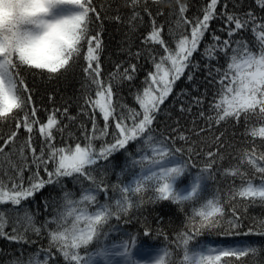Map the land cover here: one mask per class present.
I'll list each match as a JSON object with an SVG mask.
<instances>
[{
    "label": "snow or ice",
    "instance_id": "obj_1",
    "mask_svg": "<svg viewBox=\"0 0 264 264\" xmlns=\"http://www.w3.org/2000/svg\"><path fill=\"white\" fill-rule=\"evenodd\" d=\"M256 3L264 10V0ZM189 7L188 0H0V129H9L0 131V205L13 206L10 210L0 209V237L31 244L28 233L38 237L46 233L49 241L46 247L27 257L22 254L12 264H60V257L64 264H248L249 259L260 264L264 247L255 246L257 242L250 239L236 238L264 237V220L245 227L236 208L232 207L229 219L226 202L215 196L205 199L184 230L177 233L176 249L172 251L139 248L136 235L121 233L110 224L113 218L120 221L130 209L139 207L146 191L152 193L150 202L170 201L184 207L201 200L206 182L223 159L220 149L225 147L224 133L214 135V147L205 153L206 163L201 168L193 160V155L201 154L193 137L243 119L246 133L258 137L260 146H264V17L252 11L243 15L229 11L227 0H208L195 18L186 15ZM165 8L169 10L168 17H175V27L168 28V38L165 26L156 20L165 15ZM145 15L151 20V29L143 43L149 46L147 55L155 71L145 78L143 94L135 96L140 110L125 109L113 100L117 79L120 83L132 81L137 65H118L117 71L105 80L101 29L106 20H112L126 23L129 32H134ZM217 19L224 20L225 28L221 30L226 32L225 38L210 33L211 23ZM244 31L252 33L251 41L243 37ZM209 34L211 40L203 49L207 69L204 92L188 98L179 109L192 113L195 105L199 121L193 119L189 131L175 127L158 131L156 125L163 111L160 106L172 94L177 81L184 77L191 82L193 70H201L194 54L201 50ZM141 55L139 51L134 53L137 59ZM221 56L223 64L219 63ZM77 68L86 81L82 86L85 91L81 113L89 114L91 134L85 129L83 142L77 139L73 144L57 146V134H63L68 127L64 119L76 117L65 107L56 108L41 120L28 78L59 81ZM97 110L103 120L100 128L96 124ZM253 118L259 127L247 126ZM22 133L25 135L21 143ZM34 135L42 138L39 151ZM108 136L111 140L97 148L95 141ZM130 144L137 145L136 155L128 152L129 160L119 173L121 179L111 186L117 195L109 197V185L94 175L96 166L117 152H127ZM257 147L253 141L250 149L243 150L240 164L261 174V184L248 180L230 189L229 201L240 197L264 204V152H257ZM41 169L46 178L41 176ZM192 169L197 171L191 187L184 190L180 181ZM26 172L31 173L27 178ZM225 174L245 176L239 167ZM125 175L132 177L127 183ZM65 178L80 186L79 197L66 189ZM85 181L89 186L85 187ZM48 185H57L62 191L52 217L38 225L29 211L24 210L20 216L22 202L34 198ZM100 193L106 196L103 203ZM8 211L18 213L16 219L23 230L14 225V234L5 232L10 222ZM206 232L222 239L197 244V238ZM143 235L147 237L149 232Z\"/></svg>",
    "mask_w": 264,
    "mask_h": 264
},
{
    "label": "trees",
    "instance_id": "obj_2",
    "mask_svg": "<svg viewBox=\"0 0 264 264\" xmlns=\"http://www.w3.org/2000/svg\"><path fill=\"white\" fill-rule=\"evenodd\" d=\"M207 2L208 0H188L190 7L186 15L190 18H195L202 13V9ZM227 3L229 11H235L240 15L252 11L257 17H264V10L259 8L256 0H227ZM155 8L156 6H153L154 11ZM220 10L218 6V11ZM168 11L169 10L165 8V15L156 17L157 23L165 26V38H168V28L170 26L175 27L173 23L175 17H168ZM224 28L225 23L223 19L213 20L210 33H215L225 38L226 32L221 30ZM150 29L151 20L147 15L144 16L143 21L134 32H129L126 23H117L112 20H106L104 27L101 29L103 33V52L101 55L103 78L107 80L109 74L117 71L118 65L121 66V68L127 67L130 63H135L137 65V72L132 81H123L120 83L117 79L115 87L116 95L113 100L116 104L124 105L125 109L131 107L140 110L135 96L143 94L145 78L148 76L149 72L155 71L154 65L147 55L149 46L143 43ZM242 35L249 41L253 39L252 33L249 31H244ZM210 40L211 35H206L204 43L200 46L201 50L194 54V60L199 63L201 70H193V81L190 82L182 77L176 82L172 94L169 95L164 104L160 106L163 111L158 117L159 122L156 125L158 131H170L172 127L177 128L178 131H189L192 127L193 119L199 121V117L196 116L198 109L195 105H193L192 113H182L179 109L181 103H187L188 98L201 95L204 92L207 69L204 68L205 58L203 56V49ZM152 47L156 48L158 51H162L158 45H152ZM137 51L142 53L139 59L134 56V53ZM219 63H224L223 56L219 59ZM213 66H215V62ZM187 74L186 72L185 75ZM28 79L34 87L35 103L40 109L39 118L41 120H45L47 115L56 108L63 109L65 107L69 109L70 115L76 117L75 120L64 119L63 122L68 127L63 134H57L54 143L60 146L65 143L73 144L77 139L83 142L85 129L88 130L89 135L91 134V121L89 119V114L81 113V107L83 105L82 93L85 91L82 86L86 81L80 68H77L74 73L67 75L59 81H41L39 77H29ZM182 92L186 93V96L181 95ZM92 95L94 97V92ZM49 96L52 97L51 100ZM117 111H119V109H117ZM95 118L97 127H102L103 120L98 110ZM253 125L257 127L260 126L255 118H253L247 126L251 128ZM0 131L7 132L9 129H0ZM220 132L224 133L222 139L225 147L220 149L223 159L218 161L212 178L206 182L199 202L195 204L188 202L184 207L170 201L150 202L152 193L146 191L143 193L144 202L140 204L139 207L130 209L128 216L122 217L120 221H116L115 218H113L110 224L118 228L121 233L126 232L136 235L138 237L139 248L160 251L167 248L169 251H172L176 249L177 233L184 230L189 218L202 206L205 199H211L214 196L223 199L226 202L225 206L229 219L231 218V209L234 206L245 227H254L257 221L264 220V204L260 202L251 203L240 197H237L234 201H229L230 189L238 188L242 184H246L248 180H251L252 183L257 186L262 182L261 174L254 173V170L246 164H240L242 151L250 149L253 146V141L255 145L258 146L257 152H264V146H260V139L258 137L253 138L246 133V125L243 119L239 123L229 122L226 125L220 126L218 130L202 135L201 137H193L196 147L201 150L200 156L197 157L193 155V160L198 168L204 166L206 163L205 153L214 147L212 143L214 135H219ZM24 135L23 133L21 134L19 142H23ZM111 138V136H108L97 139L95 141L96 147L99 148L105 141L111 140ZM33 139L39 151L42 138L38 135H34ZM178 144L182 145L183 142L178 141ZM136 147V144H130L127 152H117L110 157L109 161L101 162L96 166L98 170L94 175L103 178L105 184L109 185V197L117 195V193L112 192L111 186L121 179L119 173L129 160L128 152L136 155ZM237 167H239L241 172L245 173L243 178L239 175L233 177L225 174L226 170L236 169ZM196 171L197 169H192L191 174L186 175L180 181V187L182 189H190L192 178ZM30 174L31 173L26 172L25 177L27 178ZM40 174L46 178V173H44L43 169H41ZM131 179L132 177L129 175L123 177L126 183ZM64 184L67 190L75 193L76 197L80 196V186L76 184L74 180L65 178ZM87 186H89L88 182L85 181V187ZM61 196L62 191L59 186L48 185L43 190L37 192L34 198L22 202L19 215L22 216L23 211L27 210L34 215L38 225L43 224L46 219H50L54 214L56 202L60 200ZM135 198L138 199V195ZM99 200L102 203L106 200L104 193H100ZM45 202L48 203L47 208H45ZM12 208L13 206L11 204L0 205V209L10 210ZM7 215L10 218V222L6 226L5 232L14 234L12 233V227L14 225L23 230L22 224L17 222V212L8 211ZM144 231H148L149 236L145 237L143 235ZM28 236L33 243H17L5 237H0V264H12L13 260L21 257L22 254L24 257H27L29 254L36 252L37 249L46 247L49 243L46 233L39 237L32 233H28ZM220 239L222 238L215 233L209 235L206 232L204 235L197 238L196 243L217 241ZM236 239H250L257 242L255 246L264 247V237L251 236ZM259 261L260 264H264V257H260ZM60 264H64L62 257H60ZM248 264H256V262L249 259Z\"/></svg>",
    "mask_w": 264,
    "mask_h": 264
}]
</instances>
